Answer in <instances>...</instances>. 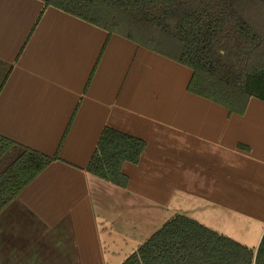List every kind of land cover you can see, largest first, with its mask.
<instances>
[{
	"label": "crops",
	"instance_id": "obj_1",
	"mask_svg": "<svg viewBox=\"0 0 264 264\" xmlns=\"http://www.w3.org/2000/svg\"><path fill=\"white\" fill-rule=\"evenodd\" d=\"M192 75L43 0H0V136L55 158L0 214V262L122 264L177 215L257 249L264 101L230 113ZM106 128L146 143L125 187L87 170Z\"/></svg>",
	"mask_w": 264,
	"mask_h": 264
},
{
	"label": "trees",
	"instance_id": "obj_2",
	"mask_svg": "<svg viewBox=\"0 0 264 264\" xmlns=\"http://www.w3.org/2000/svg\"><path fill=\"white\" fill-rule=\"evenodd\" d=\"M43 1L190 68L189 91L230 113L244 114L251 98L264 101V0ZM145 147L106 128L87 170L125 187L122 167L138 164ZM54 159L0 136V214ZM122 264H264V234L249 249L177 215Z\"/></svg>",
	"mask_w": 264,
	"mask_h": 264
},
{
	"label": "rangeland",
	"instance_id": "obj_3",
	"mask_svg": "<svg viewBox=\"0 0 264 264\" xmlns=\"http://www.w3.org/2000/svg\"><path fill=\"white\" fill-rule=\"evenodd\" d=\"M137 248H135L133 251H135ZM133 252H131V254H132ZM3 261V264H7L6 263V261L5 260H2ZM0 264H2L1 262H0Z\"/></svg>",
	"mask_w": 264,
	"mask_h": 264
}]
</instances>
